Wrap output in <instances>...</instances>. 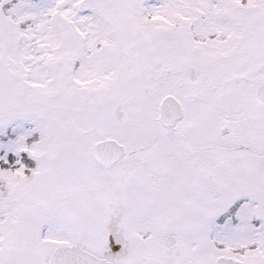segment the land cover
Masks as SVG:
<instances>
[{"label": "snow or ice", "instance_id": "obj_1", "mask_svg": "<svg viewBox=\"0 0 264 264\" xmlns=\"http://www.w3.org/2000/svg\"><path fill=\"white\" fill-rule=\"evenodd\" d=\"M0 264H264V0H0Z\"/></svg>", "mask_w": 264, "mask_h": 264}]
</instances>
